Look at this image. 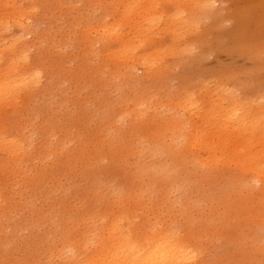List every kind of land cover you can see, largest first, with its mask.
<instances>
[{
    "label": "rangeland",
    "instance_id": "1",
    "mask_svg": "<svg viewBox=\"0 0 264 264\" xmlns=\"http://www.w3.org/2000/svg\"><path fill=\"white\" fill-rule=\"evenodd\" d=\"M116 3L0 0V69L15 58L37 73L1 106L0 139L16 144L0 145V264H65L112 220L187 238L196 264H264L261 181L162 148L194 125L213 132L205 117L230 96L260 122L264 0H188L178 19L169 0H129L131 38L155 25L136 61L109 57L96 30Z\"/></svg>",
    "mask_w": 264,
    "mask_h": 264
},
{
    "label": "bare ground",
    "instance_id": "2",
    "mask_svg": "<svg viewBox=\"0 0 264 264\" xmlns=\"http://www.w3.org/2000/svg\"><path fill=\"white\" fill-rule=\"evenodd\" d=\"M169 1L176 7L172 15L178 19L180 6L186 5L188 0ZM201 1L205 3L204 7L209 6L211 2V0ZM116 2L113 9L121 12L116 13L111 10L110 19L114 18V21L100 22L96 25V30L102 39L113 44L108 49L111 51L106 53L109 57L116 60L121 58L136 61L134 50L152 40V35L149 34L155 25H150L149 29L144 28L131 38L130 33L125 30L127 28L125 20L128 21L129 17L125 10L122 11L123 5L125 7L129 0H116ZM7 3L5 2V5ZM9 6H12L13 10L16 9L14 4ZM161 29L164 32L169 31L168 28ZM168 34H175V30L171 29ZM17 60L10 58V62L0 69V112L5 102L17 99L20 89L22 87L24 90L27 89L37 77V73L21 65ZM154 66H157L156 60L150 59L147 55L143 57L142 67L145 70L151 71ZM227 96L228 93H221L220 98L224 99ZM230 97L226 105L217 103L219 107L205 117L208 119L207 125L214 130L213 132H207L206 129L194 125L193 131L190 130L186 135L174 133V138L162 148L168 156L174 157L173 163L181 164L187 158L206 174L212 173L225 161V166H232L260 180L264 190V116L258 114L260 122H256L257 125L250 124L254 121V116L246 109V103L238 101L233 96ZM1 119L2 115H0V129L4 127ZM170 122L174 129L181 127V119L178 116H173ZM2 143H7L9 146L16 144L15 140L4 138L0 139V145ZM0 168L4 169V165H0ZM91 239L88 242L91 246L88 251L74 252L75 254L65 258V264H196L198 254L195 246L187 238L173 231L158 228L141 233L135 228L123 229L114 220L109 224H103L99 234ZM58 255L62 257L61 253Z\"/></svg>",
    "mask_w": 264,
    "mask_h": 264
}]
</instances>
